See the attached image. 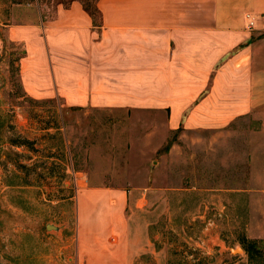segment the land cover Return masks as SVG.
<instances>
[{
  "label": "rangeland",
  "instance_id": "obj_1",
  "mask_svg": "<svg viewBox=\"0 0 264 264\" xmlns=\"http://www.w3.org/2000/svg\"><path fill=\"white\" fill-rule=\"evenodd\" d=\"M67 2L0 0L1 263L78 264L84 177L135 192L126 209L133 264H250L240 242L264 247V106L224 129L170 131L165 113L28 97L17 72L23 49L6 25L33 10L49 18Z\"/></svg>",
  "mask_w": 264,
  "mask_h": 264
},
{
  "label": "crops",
  "instance_id": "obj_2",
  "mask_svg": "<svg viewBox=\"0 0 264 264\" xmlns=\"http://www.w3.org/2000/svg\"><path fill=\"white\" fill-rule=\"evenodd\" d=\"M96 6V22L77 0L49 18L39 10L26 22L12 15L5 32L22 46L18 77L28 97L165 113L170 131L224 129L264 106V0ZM76 183L78 264H133L138 249L126 209L135 192L84 177Z\"/></svg>",
  "mask_w": 264,
  "mask_h": 264
},
{
  "label": "trees",
  "instance_id": "obj_3",
  "mask_svg": "<svg viewBox=\"0 0 264 264\" xmlns=\"http://www.w3.org/2000/svg\"><path fill=\"white\" fill-rule=\"evenodd\" d=\"M72 1L75 0H70V2ZM77 1H79L82 4L83 9L92 17L94 22L99 20V13H98V8L96 6V0H94V2H89L88 0L87 1L77 0ZM70 2L63 3L62 5L67 6ZM240 244L242 245V248L250 264H257V263L262 264L264 262V247L261 246L262 242L244 238V240H242Z\"/></svg>",
  "mask_w": 264,
  "mask_h": 264
},
{
  "label": "water",
  "instance_id": "obj_4",
  "mask_svg": "<svg viewBox=\"0 0 264 264\" xmlns=\"http://www.w3.org/2000/svg\"><path fill=\"white\" fill-rule=\"evenodd\" d=\"M45 229L46 230H51V229H54V230H58L59 228L57 227V226H55V225H53V224H46V226H45ZM234 251H242V249L241 248H236V249H229V252H234ZM0 264H2L1 263V254H0Z\"/></svg>",
  "mask_w": 264,
  "mask_h": 264
},
{
  "label": "built area",
  "instance_id": "obj_5",
  "mask_svg": "<svg viewBox=\"0 0 264 264\" xmlns=\"http://www.w3.org/2000/svg\"><path fill=\"white\" fill-rule=\"evenodd\" d=\"M248 17V19H249V16H247ZM248 28H252V23L251 22H249V24H248Z\"/></svg>",
  "mask_w": 264,
  "mask_h": 264
}]
</instances>
